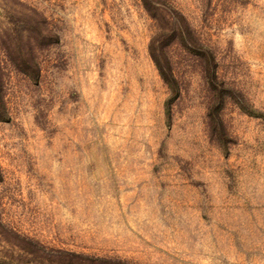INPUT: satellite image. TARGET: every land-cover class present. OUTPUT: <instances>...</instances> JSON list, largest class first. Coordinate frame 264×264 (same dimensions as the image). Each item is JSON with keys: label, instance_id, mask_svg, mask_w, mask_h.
Returning <instances> with one entry per match:
<instances>
[{"label": "rangeland", "instance_id": "374dc122", "mask_svg": "<svg viewBox=\"0 0 264 264\" xmlns=\"http://www.w3.org/2000/svg\"><path fill=\"white\" fill-rule=\"evenodd\" d=\"M167 1L0 0V258L264 264V0Z\"/></svg>", "mask_w": 264, "mask_h": 264}, {"label": "trees", "instance_id": "16d2710c", "mask_svg": "<svg viewBox=\"0 0 264 264\" xmlns=\"http://www.w3.org/2000/svg\"><path fill=\"white\" fill-rule=\"evenodd\" d=\"M142 2L153 19L159 23H166L167 25L174 24L175 27L172 30L173 36L179 35L183 37L184 43L186 42L185 40L187 37L191 42V45H194L193 33L191 32L186 19L181 14L175 12L167 0H142ZM167 38L171 39L172 36L169 35ZM152 45H154V43L151 44V57L156 63L163 81L169 87L172 95H174L167 103L168 116L170 117L171 103L179 94V85L171 68L165 66L161 62L159 56H157L154 51L152 52ZM184 45L189 51H192L190 45ZM7 119V113L4 111L3 114L0 115V121H7ZM19 239L24 242V246L15 245V247L19 249L20 257L14 258L13 256H10L9 258H0V264H129L121 260L91 257L59 250H49L32 240L25 238Z\"/></svg>", "mask_w": 264, "mask_h": 264}]
</instances>
